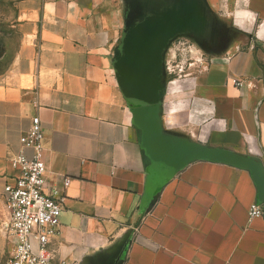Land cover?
<instances>
[{
    "label": "crops",
    "instance_id": "crops-1",
    "mask_svg": "<svg viewBox=\"0 0 264 264\" xmlns=\"http://www.w3.org/2000/svg\"><path fill=\"white\" fill-rule=\"evenodd\" d=\"M15 21L0 200L39 115L46 188L71 178L56 263L264 264V0H18Z\"/></svg>",
    "mask_w": 264,
    "mask_h": 264
},
{
    "label": "built area",
    "instance_id": "built-area-1",
    "mask_svg": "<svg viewBox=\"0 0 264 264\" xmlns=\"http://www.w3.org/2000/svg\"><path fill=\"white\" fill-rule=\"evenodd\" d=\"M44 139L45 129L40 116L34 115L20 151L11 158L18 173L3 188L7 212L3 225L13 240L7 264H68L54 261L49 244L59 234L60 216L71 178L66 176L60 186L52 184L46 188ZM248 216H264L263 204L253 202L248 208Z\"/></svg>",
    "mask_w": 264,
    "mask_h": 264
},
{
    "label": "rangeland",
    "instance_id": "rangeland-1",
    "mask_svg": "<svg viewBox=\"0 0 264 264\" xmlns=\"http://www.w3.org/2000/svg\"><path fill=\"white\" fill-rule=\"evenodd\" d=\"M18 0H0V75L4 74L12 61L14 51L17 47V33L15 28V16ZM198 54V51L191 52L192 55ZM178 64L168 66L170 71L174 72L177 78L182 77L184 67L187 64L182 56L178 58ZM7 218L5 205L0 200V264H7L10 253L13 248V240L4 228V221Z\"/></svg>",
    "mask_w": 264,
    "mask_h": 264
}]
</instances>
